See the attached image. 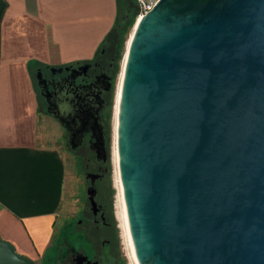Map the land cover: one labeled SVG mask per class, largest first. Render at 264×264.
I'll list each match as a JSON object with an SVG mask.
<instances>
[{"label": "water", "instance_id": "1", "mask_svg": "<svg viewBox=\"0 0 264 264\" xmlns=\"http://www.w3.org/2000/svg\"><path fill=\"white\" fill-rule=\"evenodd\" d=\"M116 152L137 264H264V0H158L135 21ZM0 264L32 262L0 238Z\"/></svg>", "mask_w": 264, "mask_h": 264}, {"label": "crops", "instance_id": "2", "mask_svg": "<svg viewBox=\"0 0 264 264\" xmlns=\"http://www.w3.org/2000/svg\"><path fill=\"white\" fill-rule=\"evenodd\" d=\"M118 0H0V238L33 264L54 246L66 161L38 142L34 71L92 60ZM52 119V120H51Z\"/></svg>", "mask_w": 264, "mask_h": 264}, {"label": "rangeland", "instance_id": "3", "mask_svg": "<svg viewBox=\"0 0 264 264\" xmlns=\"http://www.w3.org/2000/svg\"><path fill=\"white\" fill-rule=\"evenodd\" d=\"M135 18L131 27L123 36L115 60L113 73L111 102L106 122L105 151L106 161L101 177L95 180V201L102 208L104 222L98 221L96 228L90 222L91 211L86 189L89 187L85 179V155L76 154L65 142L63 128L57 121L43 122L39 126L38 142L43 145L55 146L64 154L66 161V176L60 209L55 221L54 246L46 253L43 264H66L58 259H67L73 252L95 256L99 264H137L126 231L125 213L122 207V190L118 175L117 153L115 152V105L120 75L123 68L126 46L131 35ZM40 113L48 117L41 98ZM117 117V116H116ZM80 157H78V156ZM88 172L98 174L93 162ZM122 199V200H121ZM124 215V216H123ZM81 221V222H79Z\"/></svg>", "mask_w": 264, "mask_h": 264}, {"label": "flooded vegetation", "instance_id": "4", "mask_svg": "<svg viewBox=\"0 0 264 264\" xmlns=\"http://www.w3.org/2000/svg\"><path fill=\"white\" fill-rule=\"evenodd\" d=\"M116 52H103L97 59L83 61L72 66L57 68H39L34 71V80L38 98L42 99L45 110H51L63 121L65 142L76 154L85 155V179L94 190L96 179L101 177L106 161V122L111 102L112 80L115 69ZM67 67V68H66ZM47 112V111H46ZM50 115V114H49ZM51 116V115H50ZM78 156V155H77ZM80 157V156H78ZM94 164L98 174L88 172L90 163ZM88 187V188H89ZM89 203V200H88ZM96 209L90 204V222L96 228L98 221L104 222L102 208L96 203ZM81 222V221H79ZM86 257L83 260L82 257ZM59 262L66 264H99L95 256L73 252L70 257Z\"/></svg>", "mask_w": 264, "mask_h": 264}, {"label": "trees", "instance_id": "5", "mask_svg": "<svg viewBox=\"0 0 264 264\" xmlns=\"http://www.w3.org/2000/svg\"><path fill=\"white\" fill-rule=\"evenodd\" d=\"M118 3L124 8L123 12L120 11L118 13L114 26L104 38V41L100 45L98 51L96 52L92 60L97 59L98 56H100L103 52L112 53V51H115L116 57H117L118 49L121 43L123 42V36L127 32V30L131 27V25L133 24L137 16V7H136L134 0H118ZM116 57H115V60H116ZM92 60H89V61H92ZM114 72H115V69H114Z\"/></svg>", "mask_w": 264, "mask_h": 264}, {"label": "built area", "instance_id": "6", "mask_svg": "<svg viewBox=\"0 0 264 264\" xmlns=\"http://www.w3.org/2000/svg\"><path fill=\"white\" fill-rule=\"evenodd\" d=\"M157 1L158 0H134L137 7L136 18L139 19L141 16L150 11Z\"/></svg>", "mask_w": 264, "mask_h": 264}, {"label": "bare ground", "instance_id": "7", "mask_svg": "<svg viewBox=\"0 0 264 264\" xmlns=\"http://www.w3.org/2000/svg\"><path fill=\"white\" fill-rule=\"evenodd\" d=\"M138 20V19H137ZM121 77H122V71H121V75H120V81H119V88L117 90V99H116V105H115V144H116V123H117V112H118V102H119V93H120V85H121ZM115 152H116V149H115ZM117 153V152H116ZM117 155V154H116ZM121 187V186H120ZM122 200V199H121ZM124 206V201L122 200V207ZM123 213H125V207L123 209ZM124 216V215H123ZM125 219H126V213H125ZM126 223H127V220H126ZM126 231H127V235H128V238H129V231H128V226L126 224ZM129 242H130V239H129ZM131 245V243H130Z\"/></svg>", "mask_w": 264, "mask_h": 264}]
</instances>
